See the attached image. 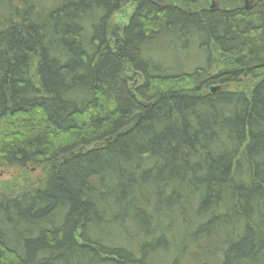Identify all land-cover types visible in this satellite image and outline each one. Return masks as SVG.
Wrapping results in <instances>:
<instances>
[{
    "label": "trees",
    "instance_id": "trees-1",
    "mask_svg": "<svg viewBox=\"0 0 264 264\" xmlns=\"http://www.w3.org/2000/svg\"><path fill=\"white\" fill-rule=\"evenodd\" d=\"M0 160V264H264V0H0Z\"/></svg>",
    "mask_w": 264,
    "mask_h": 264
},
{
    "label": "rangeland",
    "instance_id": "rangeland-1",
    "mask_svg": "<svg viewBox=\"0 0 264 264\" xmlns=\"http://www.w3.org/2000/svg\"><path fill=\"white\" fill-rule=\"evenodd\" d=\"M244 2L229 1L226 3L228 7H233L237 5H243ZM224 2H219V5H223ZM133 9L132 4H128L111 17V28L118 29L120 26L127 22L129 15ZM213 69L215 71L226 66L227 62H223L219 53L213 52ZM228 66V65H227ZM134 77V76H133ZM136 80V79H135ZM255 79L250 77H241L238 82L228 83L223 86V89H241L248 91L251 85L255 82ZM46 165L38 166H28L27 168H18L15 166H10L0 160V195L7 193L8 196L14 195L20 189H29L35 186V182L42 177L43 172L46 170Z\"/></svg>",
    "mask_w": 264,
    "mask_h": 264
},
{
    "label": "water",
    "instance_id": "water-1",
    "mask_svg": "<svg viewBox=\"0 0 264 264\" xmlns=\"http://www.w3.org/2000/svg\"><path fill=\"white\" fill-rule=\"evenodd\" d=\"M215 88H212L211 91L213 92Z\"/></svg>",
    "mask_w": 264,
    "mask_h": 264
}]
</instances>
